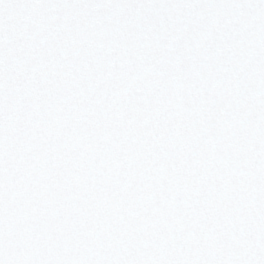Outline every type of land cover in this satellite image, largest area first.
Here are the masks:
<instances>
[{
  "label": "snow or ice",
  "instance_id": "obj_1",
  "mask_svg": "<svg viewBox=\"0 0 264 264\" xmlns=\"http://www.w3.org/2000/svg\"><path fill=\"white\" fill-rule=\"evenodd\" d=\"M0 264H264V0H0Z\"/></svg>",
  "mask_w": 264,
  "mask_h": 264
}]
</instances>
